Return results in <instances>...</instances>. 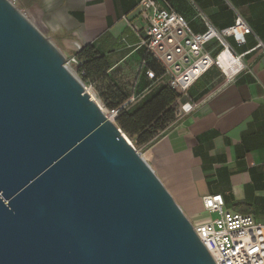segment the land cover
I'll use <instances>...</instances> for the list:
<instances>
[{
    "label": "water",
    "instance_id": "obj_1",
    "mask_svg": "<svg viewBox=\"0 0 264 264\" xmlns=\"http://www.w3.org/2000/svg\"><path fill=\"white\" fill-rule=\"evenodd\" d=\"M0 264H215L61 50L0 0Z\"/></svg>",
    "mask_w": 264,
    "mask_h": 264
},
{
    "label": "crops",
    "instance_id": "obj_2",
    "mask_svg": "<svg viewBox=\"0 0 264 264\" xmlns=\"http://www.w3.org/2000/svg\"><path fill=\"white\" fill-rule=\"evenodd\" d=\"M139 1L12 0L57 41L63 54L74 56L93 46L108 59L109 71L135 74L139 92L135 96L140 100L149 94L143 93L149 81L140 68L144 51L135 47L138 39L129 26L137 23ZM159 2L184 16L196 33L205 30L202 18L224 30L233 25L236 15L241 16L252 33L244 46H234L237 54L258 42L264 45V0ZM243 63L245 70L229 81L217 68H210L174 102L191 101L196 108L180 118L174 116L152 144L140 145L145 161L193 226L216 217L202 204L211 195H222L225 211L264 223V49L246 54Z\"/></svg>",
    "mask_w": 264,
    "mask_h": 264
},
{
    "label": "built area",
    "instance_id": "obj_3",
    "mask_svg": "<svg viewBox=\"0 0 264 264\" xmlns=\"http://www.w3.org/2000/svg\"><path fill=\"white\" fill-rule=\"evenodd\" d=\"M136 12L137 23L129 26L138 39L135 47L144 51L140 68L149 81L144 94L153 87L165 85L179 97L184 96L212 67L229 81L245 70L243 57L246 54L264 49V45L258 42L253 49L243 54L236 53L234 46H244L246 37L252 33L239 15H236L233 25L224 30H216L202 18L205 30L196 33L184 16L161 6L159 0H140ZM146 56L160 67V75L147 67ZM70 63L79 65L75 56L66 58L67 67ZM138 98L132 96L123 107L111 109L104 115L115 124L119 111L136 103ZM195 108L196 103L191 101L174 105V116L180 118ZM202 204L208 214L216 217L203 225L193 226V229L215 264H264V223L251 215L225 211L222 195L206 196Z\"/></svg>",
    "mask_w": 264,
    "mask_h": 264
},
{
    "label": "trees",
    "instance_id": "obj_4",
    "mask_svg": "<svg viewBox=\"0 0 264 264\" xmlns=\"http://www.w3.org/2000/svg\"><path fill=\"white\" fill-rule=\"evenodd\" d=\"M79 62V70L105 74L110 69L107 58L100 56L93 46H86L74 55ZM144 57V55H143ZM147 67L156 75L161 74L160 67L148 56ZM86 74L83 77L87 76ZM179 95L165 85L154 87L143 99L128 108L119 111L115 120L116 126L129 138L135 137V145L147 144L174 118V102ZM111 109H118L116 106Z\"/></svg>",
    "mask_w": 264,
    "mask_h": 264
},
{
    "label": "rangeland",
    "instance_id": "obj_5",
    "mask_svg": "<svg viewBox=\"0 0 264 264\" xmlns=\"http://www.w3.org/2000/svg\"><path fill=\"white\" fill-rule=\"evenodd\" d=\"M35 26L54 44L57 42L55 39L52 40L50 34L41 25L35 24ZM63 55L65 58L72 57L70 55ZM68 67L82 81L85 91H88L87 94L89 97L95 101L104 114L115 106L117 108L123 107L132 96L139 94L137 89L138 77L135 74H121L120 70L117 69L114 72L108 70L105 74L92 72L87 75L86 71L79 70L78 64L70 63ZM85 74L87 76L83 77ZM133 104L135 103L129 104V106ZM128 107L124 108L126 109ZM129 139L139 154L145 159V149L135 145V137ZM201 219L205 220L206 216L201 215Z\"/></svg>",
    "mask_w": 264,
    "mask_h": 264
},
{
    "label": "bare ground",
    "instance_id": "obj_6",
    "mask_svg": "<svg viewBox=\"0 0 264 264\" xmlns=\"http://www.w3.org/2000/svg\"><path fill=\"white\" fill-rule=\"evenodd\" d=\"M88 91H86V93H87ZM91 99V98H90ZM92 101H93V99H91ZM95 102V101H94ZM100 108V107H99Z\"/></svg>",
    "mask_w": 264,
    "mask_h": 264
}]
</instances>
